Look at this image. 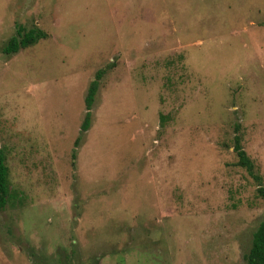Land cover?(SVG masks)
Here are the masks:
<instances>
[{"label":"rangeland","instance_id":"rangeland-1","mask_svg":"<svg viewBox=\"0 0 264 264\" xmlns=\"http://www.w3.org/2000/svg\"><path fill=\"white\" fill-rule=\"evenodd\" d=\"M235 124L264 188V0H0V264H246Z\"/></svg>","mask_w":264,"mask_h":264},{"label":"trees","instance_id":"trees-1","mask_svg":"<svg viewBox=\"0 0 264 264\" xmlns=\"http://www.w3.org/2000/svg\"><path fill=\"white\" fill-rule=\"evenodd\" d=\"M47 35L36 28L25 30L21 26L16 27V31L2 48L4 55L15 54L20 50L35 45L39 40L45 39ZM106 73V70H99L94 76L87 88L84 98L85 113L80 125V135L87 132L90 128L91 113L90 110L94 103V97L98 91L100 79ZM238 124L234 125L233 137V153L236 157V166L245 170V172L256 182L258 195L264 199V188L262 187V179L257 173L253 162L248 158L242 148V138ZM80 139H76L75 146ZM75 157V154H72ZM6 160L2 149L0 148V212L3 211L8 203L9 197V170L6 166ZM246 264H264V221L259 224L256 231L252 235L251 245L244 257Z\"/></svg>","mask_w":264,"mask_h":264}]
</instances>
